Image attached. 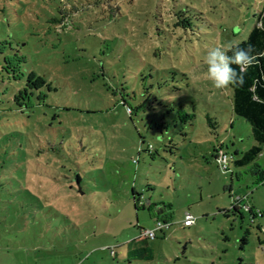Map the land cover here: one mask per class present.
<instances>
[{
  "label": "rangeland",
  "instance_id": "rangeland-1",
  "mask_svg": "<svg viewBox=\"0 0 264 264\" xmlns=\"http://www.w3.org/2000/svg\"><path fill=\"white\" fill-rule=\"evenodd\" d=\"M263 5L0 0V40L22 41L24 73L51 87L19 109L21 83L0 65V264H264V145L233 164L255 141L204 63L244 41Z\"/></svg>",
  "mask_w": 264,
  "mask_h": 264
},
{
  "label": "trees",
  "instance_id": "trees-1",
  "mask_svg": "<svg viewBox=\"0 0 264 264\" xmlns=\"http://www.w3.org/2000/svg\"><path fill=\"white\" fill-rule=\"evenodd\" d=\"M182 22L186 25H189V18L183 17L182 20H179V23ZM0 45H2L0 46V49L6 48L5 46L9 47V52H5L3 54L2 63L0 64L2 65V69L5 71L9 79L15 82L18 80V82L20 81L21 83V86L15 89L16 93L12 98L17 107L20 109L22 105H25V103L30 100V97H32L35 92H37L36 95L38 99L41 96H45L44 93H40L39 91L40 88L44 87L45 85L47 89L51 90L50 85L46 83L45 77L34 72L24 73L23 62L25 59L24 55L22 54L24 47L23 42L20 40H15L14 44H12L7 38L0 40ZM237 45L242 49L251 47L254 54L257 55V60L243 73L244 83L239 86H230L232 92V111L235 115L241 117L249 124L251 135L255 141V143L251 145L249 149L241 152L239 155L238 153H234L238 156L232 160L233 164L236 166H245L252 162L261 153L262 146L264 145V55H262L264 54V5L262 10L257 14L256 22L249 31L247 38L244 41L232 46ZM227 54L232 56L233 52L229 51ZM232 67L235 68L238 73L240 72V69L237 65L233 64ZM37 78H40L42 81L37 83ZM181 107L182 106L180 105L177 111H179ZM183 115V122L192 121V119L195 117L194 114L185 113ZM209 124L211 126L213 123ZM223 150L227 153L224 148ZM80 182L81 177L79 174H77L75 179L71 182L70 187L72 189L79 190ZM133 197L135 200V205H137L138 201H140L139 194L134 192ZM236 202L239 204L242 202V199H239ZM142 205L144 204L142 203ZM231 208L235 211L239 210L236 205H233ZM247 210L249 214H251V220L257 216H263L262 212H258V214H256L252 207H247ZM161 222L163 224H168L166 229H168L171 225V222L167 221V219H163ZM158 231H163V229ZM155 237L156 234L154 238ZM147 239L149 238L136 240V244L132 252L137 253L143 249L149 250V247L145 246ZM242 241L244 242L245 238H243ZM241 248L243 247L241 246ZM138 256H142V254L139 253Z\"/></svg>",
  "mask_w": 264,
  "mask_h": 264
},
{
  "label": "clouds",
  "instance_id": "clouds-1",
  "mask_svg": "<svg viewBox=\"0 0 264 264\" xmlns=\"http://www.w3.org/2000/svg\"><path fill=\"white\" fill-rule=\"evenodd\" d=\"M233 52L232 56L227 53ZM264 55V54H262ZM257 60V55L254 54L251 47L242 49L237 46L210 47L204 56V63L207 66V79L212 83L213 87L218 90H226L231 85H242L244 83L243 73L253 65ZM239 67L238 73L232 65ZM166 100H174L171 98L162 97Z\"/></svg>",
  "mask_w": 264,
  "mask_h": 264
},
{
  "label": "built area",
  "instance_id": "built-area-1",
  "mask_svg": "<svg viewBox=\"0 0 264 264\" xmlns=\"http://www.w3.org/2000/svg\"><path fill=\"white\" fill-rule=\"evenodd\" d=\"M214 152H215V156L214 159L216 160V162L219 163V165L223 168V169H227L228 168V155L227 153L223 150L222 146H217L214 147ZM195 218L192 217L189 214H186L184 216V218L182 219V225L184 227L186 226H191L194 223ZM168 224H163L161 221H157L154 225L153 228L150 229H144L142 230L144 235L149 238L152 239L154 238L156 232L158 230L164 229L167 227Z\"/></svg>",
  "mask_w": 264,
  "mask_h": 264
},
{
  "label": "crops",
  "instance_id": "crops-1",
  "mask_svg": "<svg viewBox=\"0 0 264 264\" xmlns=\"http://www.w3.org/2000/svg\"><path fill=\"white\" fill-rule=\"evenodd\" d=\"M231 123L233 124V121Z\"/></svg>",
  "mask_w": 264,
  "mask_h": 264
}]
</instances>
